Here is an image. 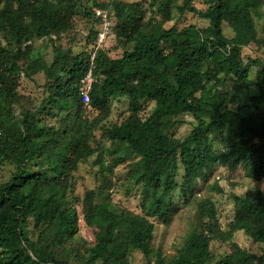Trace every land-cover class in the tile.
I'll return each mask as SVG.
<instances>
[{"label": "trees", "instance_id": "16d2710c", "mask_svg": "<svg viewBox=\"0 0 264 264\" xmlns=\"http://www.w3.org/2000/svg\"><path fill=\"white\" fill-rule=\"evenodd\" d=\"M179 1L150 0L157 20L143 1L0 0V264H134L136 251L143 264H264V192L255 185L264 179V61L244 55L264 47V0H207L205 9ZM96 10L109 14L119 57L98 45ZM176 10L208 24L166 27ZM81 18L88 35L76 51ZM40 74L44 97L35 105L22 88ZM118 94L128 97V115L108 123ZM188 116L192 130L178 137ZM93 156L97 185L80 198L75 173ZM124 164L141 192L140 213L113 207L111 176ZM217 165L242 166L255 183L233 195L227 229L214 201L196 194ZM194 201L176 252L156 248L152 219L169 225L180 203ZM81 221L93 241L80 235ZM238 231L263 246L261 255L234 240ZM217 243L230 251L216 255Z\"/></svg>", "mask_w": 264, "mask_h": 264}, {"label": "rangeland", "instance_id": "374dc122", "mask_svg": "<svg viewBox=\"0 0 264 264\" xmlns=\"http://www.w3.org/2000/svg\"><path fill=\"white\" fill-rule=\"evenodd\" d=\"M127 2H134V1H143L145 2V7L148 9V18L153 17L157 18V20H161V16L159 14L156 15V12L153 10H149V2L150 0H125ZM183 0L179 1V5L183 4ZM207 0H193V5L198 9H205L207 7ZM260 22V32L264 34V19L259 20ZM199 25L204 26L208 24V21L205 19L200 18L197 15H194L191 12H186L185 14L179 13L177 10L174 11L172 19L166 23V27H171L173 25H177L178 27L182 28L187 25ZM89 24L87 21H84L82 18L79 19L77 25V41L78 44L76 45V51H79L80 48L84 47V43L86 37L88 35V26ZM226 33L228 36L233 35L231 30L227 27ZM42 43V40L39 41ZM64 44H67V39ZM105 47L109 51L110 56L112 57H119L121 55V51L116 50L117 47V40L113 30L105 43ZM50 51V50H48ZM245 59L247 60L248 57H260L261 60L264 61V47L260 48L256 44H252L244 49ZM259 67L252 66L250 79L251 85L254 87L257 81V70ZM45 78L43 74H40L36 77L35 82H26L23 84L22 92L29 96L30 101H32L35 105L38 104L42 98L44 97L43 94V87L42 83H44ZM153 106V105H151ZM128 97L122 94H118L113 99L112 104V111L108 123L113 122H120L122 121L123 117L128 115ZM92 116H96V113L92 114ZM186 123L181 125L177 128V136L178 137H185L189 134L192 130L191 125V117H185ZM51 124H57L56 119H50ZM97 139H101V131L97 132ZM102 143L106 146L110 145L109 141L102 139ZM214 144L217 147L221 146L219 140L214 139ZM96 156H93L87 161H84L79 166V170L75 173L76 178V192L80 198H83L86 191L89 189H93L97 185L98 181V172L99 166L96 165ZM244 168L241 166L237 170L233 171L229 169L226 165H217L211 171L208 172V179L207 180H200L198 182L196 194L198 198H211L218 210V217L220 221V225L227 229L228 224L233 220L235 212H236V204L233 199L234 194L243 195L246 193L247 189L253 184L244 175ZM10 171L5 170L2 175L6 178L9 176ZM114 182V188L111 190V195L113 197V207L115 210L117 209H126L130 210L131 212L140 213L141 212V192L139 187L135 186L134 183L129 180L127 177V168L124 165L118 166L115 170V175L111 176ZM217 185L220 189H214L211 186ZM264 192V179L261 183L255 184ZM195 203H190L188 206L180 203V207L175 214L172 222L167 225L162 223L156 218L152 220L155 222L156 231H155V247L162 248L164 253L167 255H173L176 252L178 246H180L185 237L187 236L190 226H191V218L192 214L197 208L196 201ZM79 211H81L80 205H78ZM81 231L80 235L88 240H94V229L89 228L85 225L83 221H81ZM234 240H236L242 247L248 249L252 253H256L257 255H261V248L263 246L261 244H256L253 242L252 239L248 238L247 235L243 231L236 232L234 236ZM214 252L216 255H224L230 251V245L227 244H219L217 243L213 247ZM144 257L143 255L136 251L134 253V264H143Z\"/></svg>", "mask_w": 264, "mask_h": 264}, {"label": "built area", "instance_id": "2783aa9c", "mask_svg": "<svg viewBox=\"0 0 264 264\" xmlns=\"http://www.w3.org/2000/svg\"><path fill=\"white\" fill-rule=\"evenodd\" d=\"M98 15H101L103 17V26L102 29L98 35V45H101L102 43L106 42L110 32H111V20L109 18V14L105 11H100V10H96ZM94 55L95 53L92 55V59H94ZM84 86H83V91L85 93L84 95V100L86 102H89L90 98L88 95V92L92 86V83L94 81V75H93V71L90 70L89 73L87 74V76L84 78Z\"/></svg>", "mask_w": 264, "mask_h": 264}]
</instances>
